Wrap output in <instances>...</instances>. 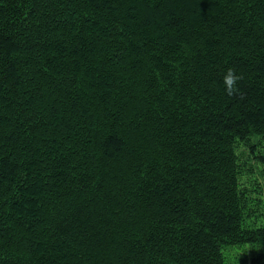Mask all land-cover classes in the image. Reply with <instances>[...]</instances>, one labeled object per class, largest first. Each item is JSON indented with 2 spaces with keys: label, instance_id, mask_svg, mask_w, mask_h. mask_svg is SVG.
Returning <instances> with one entry per match:
<instances>
[{
  "label": "trees",
  "instance_id": "obj_1",
  "mask_svg": "<svg viewBox=\"0 0 264 264\" xmlns=\"http://www.w3.org/2000/svg\"><path fill=\"white\" fill-rule=\"evenodd\" d=\"M0 264H264V0H0Z\"/></svg>",
  "mask_w": 264,
  "mask_h": 264
},
{
  "label": "clouds",
  "instance_id": "obj_2",
  "mask_svg": "<svg viewBox=\"0 0 264 264\" xmlns=\"http://www.w3.org/2000/svg\"><path fill=\"white\" fill-rule=\"evenodd\" d=\"M242 79L234 69H228L223 76L224 90L226 94L231 97L239 94L238 82Z\"/></svg>",
  "mask_w": 264,
  "mask_h": 264
}]
</instances>
